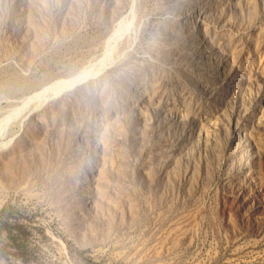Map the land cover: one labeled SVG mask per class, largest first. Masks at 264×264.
Masks as SVG:
<instances>
[{"label":"rangeland","instance_id":"obj_1","mask_svg":"<svg viewBox=\"0 0 264 264\" xmlns=\"http://www.w3.org/2000/svg\"><path fill=\"white\" fill-rule=\"evenodd\" d=\"M0 264H264V0H0Z\"/></svg>","mask_w":264,"mask_h":264},{"label":"bare ground","instance_id":"obj_2","mask_svg":"<svg viewBox=\"0 0 264 264\" xmlns=\"http://www.w3.org/2000/svg\"><path fill=\"white\" fill-rule=\"evenodd\" d=\"M132 9V8H131ZM129 14H132L131 12L129 13ZM129 16V15H128ZM127 16H125L124 18H126ZM125 20V19H124ZM124 21H122V23H123ZM127 22V21H126ZM130 22V21H129ZM186 23H188V19L184 22V24H186ZM118 24V23H117ZM126 23H124V25H125ZM131 24H132V22H131ZM123 25V24H122ZM123 25V26H124ZM116 26V25H115ZM125 26H127V25H125ZM118 27V26H117ZM130 28V27H129ZM115 29V28H114ZM117 28H116V31H115V33L117 32ZM126 30V29H125ZM129 32H131V30H129ZM113 33H114V31H113ZM120 33V32H119ZM132 33V32H131ZM130 35V34H129ZM118 36H119V34H118ZM114 38H115V36H114ZM116 38H117V36H116ZM129 39H130V37H129ZM128 39V40H129ZM134 39H135V37H134ZM109 40V39H108ZM107 40V41H108ZM115 40V39H114ZM113 40V41H114ZM109 41H111V40H109ZM130 41L131 40H129L128 42L130 43ZM135 41V40H134ZM115 42V41H114ZM113 42V43H114ZM126 42V41H125ZM108 43V42H107ZM112 43V42H111ZM123 44V43H122ZM108 45V44H107ZM117 45V44H116ZM127 45V44H126ZM129 46H131V45H129ZM128 45H127V47H129ZM107 49L109 50V48L107 47ZM107 51V50H106ZM112 57V56H111ZM109 59H110V57H109ZM108 59V60H109ZM110 61V60H109ZM102 62H103V60H102ZM111 62H112V58H111ZM111 62L109 63V64H111ZM102 64V63H101ZM108 63H106V64H102V66H103V68L102 69H104V67H105V65H107ZM99 67V66H98ZM83 71V70H82ZM92 70H90V72H91ZM98 71H99V69H98ZM103 71V70H102ZM89 72V70L87 69V71H83L82 73L80 72L79 74H77L76 76H73V77H70V79H68L67 78V80H64V81H60V82H58V83H56V84H54V85H52V86H48L47 85V87L45 86L44 88H41V90L40 91H36V93H34V94H32V95H30V96H28V97H26L24 100H23V102H21V105H20V108H25V109H27L26 108V106H30L32 103H34V102H36V103H38V105H36V108H38L39 106H40V104H42V103H44L45 102V100L48 98L47 97V93H52L51 91H62V89H64V88H66V87H71V86H73V85H75L76 83H78L79 81H82L84 78H88L89 76H91V73ZM94 73V72H93ZM93 76V75H92ZM55 93V92H54ZM60 93V92H59ZM53 94V93H52ZM54 95V94H53ZM55 95H57V94H55ZM39 102H40V104H39ZM38 106V107H37ZM17 108V107H16ZM15 108V109H16ZM35 108V109H36ZM23 110V109H22ZM20 111V110H19ZM24 112V111H23ZM31 112V111H30ZM30 112H29V115H30ZM22 113V112H21ZM32 113V112H31ZM27 115V114H26ZM13 116H14V114H13ZM27 117V116H26ZM20 120V119H19ZM22 120V119H21ZM20 122V125H21V121H19ZM18 122V123H19ZM19 125V124H18ZM81 139H82V142H83V145H84V147H87V148H89V133L87 132V131H84L82 134H81ZM99 155V154H98ZM98 155H97V151L95 150L94 151V156H96V157H98Z\"/></svg>","mask_w":264,"mask_h":264},{"label":"trees","instance_id":"obj_3","mask_svg":"<svg viewBox=\"0 0 264 264\" xmlns=\"http://www.w3.org/2000/svg\"><path fill=\"white\" fill-rule=\"evenodd\" d=\"M16 240H17V239H12V241H14V242H15ZM17 247L21 248V246H20V245H18Z\"/></svg>","mask_w":264,"mask_h":264}]
</instances>
